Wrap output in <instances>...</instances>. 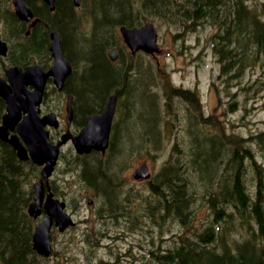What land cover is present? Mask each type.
I'll return each instance as SVG.
<instances>
[{"label": "trees", "instance_id": "obj_1", "mask_svg": "<svg viewBox=\"0 0 264 264\" xmlns=\"http://www.w3.org/2000/svg\"><path fill=\"white\" fill-rule=\"evenodd\" d=\"M8 1L0 0V7L6 8L0 19L4 17L11 30H23ZM26 3L40 21L28 36L22 30L12 31L21 40L11 44L12 52L14 47L20 50L11 58L12 64L25 66L35 57L31 54L43 49L48 52L50 30L59 32L62 52L76 63L67 44L77 39V49L83 52L79 57L85 59L81 62L89 65L80 75H71L64 87L77 96L82 110L99 103L109 87L127 95L129 106L138 105L139 93L150 102L148 117L140 116L137 107L135 117L125 118L119 129H114V145L119 142L121 127L130 142L135 136L156 147L160 133L172 139L169 155L147 180L154 194V200L146 201L147 213L176 222L182 229L173 233L171 245L151 250V260L146 264H264V132L252 134L248 142L231 140L222 130L209 128L211 118L205 116L202 119L207 126L198 129L197 122L189 119L187 130L181 128L176 142L172 128L169 130L163 121L165 113L159 126L155 94L146 91V83L135 76L141 71L131 65V55L116 33L119 25H140L152 13L177 29L203 19L217 25L212 47L226 62L222 72L255 64L264 70V0H82L80 8L71 0H55L52 11L41 0ZM79 10L87 12L91 22ZM110 47L118 49V63L114 65L104 55ZM173 92L194 100L186 89ZM1 111L0 107V115ZM118 148L116 156L123 155V147ZM146 152L151 153L150 148ZM96 157L76 158L78 173L94 183L113 207L112 180L118 160L105 165ZM36 174L31 161L17 159L14 150L0 140V264H41L42 256L31 245L35 222L26 213L31 179ZM202 206L205 219L195 225L196 212Z\"/></svg>", "mask_w": 264, "mask_h": 264}, {"label": "rangeland", "instance_id": "obj_2", "mask_svg": "<svg viewBox=\"0 0 264 264\" xmlns=\"http://www.w3.org/2000/svg\"><path fill=\"white\" fill-rule=\"evenodd\" d=\"M8 5L13 8L11 0ZM2 9L5 10V7H0V18ZM82 14L91 22L87 12ZM149 20L157 32L158 51L153 54L137 52L131 56L130 62L133 67H139L141 72H135V76L146 83V91L155 94L159 126L161 115L165 113L163 121L168 124L169 130L172 128L176 142L179 141L177 133L181 128L184 126L187 130L189 119L197 122L198 129L207 126L202 119L205 116L211 118L209 128L222 130L231 140L239 138L248 142L252 134L264 132V70L258 64L238 70L233 67L228 72H222L226 62L212 47L217 25L209 21L199 19L192 27L177 29L154 13ZM4 24L3 17L0 29L5 33ZM9 33L6 31L7 36ZM14 34L12 32L9 36L11 43L20 40ZM84 40L80 39V42ZM67 45L76 62L74 66L79 70L83 64L81 61L85 59L80 58L83 52L77 49L78 40L69 41ZM111 89L114 90V87ZM173 89L188 90L190 99L194 100L175 96ZM47 90L48 98L43 102L45 109L55 106L59 97V92L51 91V85ZM136 96L140 101L138 105L131 103L128 107L130 119L135 117L137 107L140 116L148 117L150 102L140 93ZM62 99L64 102L65 98ZM120 131L119 142L113 145L114 149H107L103 156L99 154L95 158L105 165L118 160L116 177L112 180L116 202L113 207L106 202L101 190L94 191L78 180L76 173L79 170L73 157L60 158L53 175L58 179L57 193L59 198L68 202L66 210L74 215L76 222L64 232H51L52 253L41 264H146L151 260V250L171 245L173 233L182 229L176 222L148 215L146 201L154 200V194L147 180H136L132 176L134 167L146 160L152 177L169 155L172 139L160 133V138L155 141L156 147H152L150 141L141 142L135 136L130 142L126 139L128 133L122 131V127ZM131 146L136 148L130 150ZM116 148H122L123 155L116 156ZM149 148L151 153L146 152ZM72 161L74 165H71ZM88 198H91L90 204L86 201ZM204 219L205 209L202 206L196 212L194 224L198 225L199 220Z\"/></svg>", "mask_w": 264, "mask_h": 264}, {"label": "water", "instance_id": "obj_3", "mask_svg": "<svg viewBox=\"0 0 264 264\" xmlns=\"http://www.w3.org/2000/svg\"><path fill=\"white\" fill-rule=\"evenodd\" d=\"M50 9L54 7V0H43ZM81 0H72L75 5H79ZM15 14L20 19L32 16L30 8L25 5L24 0H12ZM34 21V20H33ZM119 31L124 42L131 52L142 49L148 53L158 51L157 35L151 22H145L140 26L126 27L119 26ZM49 50L53 56V63L44 70L38 65L27 66L22 70L19 66H12L6 70L9 84L0 78V96L6 102L5 112L2 114L0 122V138L8 142L16 151L20 159L30 157L33 162L43 164L40 174L45 181L53 170L59 147L68 137L72 139L78 153L89 152L90 149L104 151L108 143V135L113 116L116 94L112 93L107 98L103 111L87 117L86 124L80 129L78 134L73 135L69 132L61 134L54 142H50L46 124L57 125L54 112L39 116V107L46 78L52 77L53 83L61 89L65 77L71 71L70 61L63 56L60 46V35L57 31L50 32ZM6 43L0 39V54H5ZM114 51H109V57L114 59ZM31 84L32 89H27ZM71 95L67 97L66 118L71 115ZM21 114H23L21 116ZM16 125V133L8 134V129ZM134 178H147L149 170L146 162L138 164L133 172ZM33 200L28 204L27 213L37 216L40 213V204L43 198L42 181L38 179L33 183ZM91 202V200H87ZM64 201L54 198L49 191L43 202L45 215L34 227L31 236L33 249L43 255L51 253V242L49 232L52 223L63 230L73 223L69 214L64 211Z\"/></svg>", "mask_w": 264, "mask_h": 264}, {"label": "flooded vegetation", "instance_id": "obj_4", "mask_svg": "<svg viewBox=\"0 0 264 264\" xmlns=\"http://www.w3.org/2000/svg\"><path fill=\"white\" fill-rule=\"evenodd\" d=\"M1 20H3V19H1ZM18 20L21 22V26H23V30H22V28H20L19 30L17 28L15 31L11 30V29H9L6 26V24H4L5 33H4L3 29H0L1 38L7 42L6 53L4 55L0 54V61L2 62V67L0 68V77L4 78L6 83H10V82H9L8 76L4 75V71H5V69L7 67H9L11 65H14V64L11 63V58L14 55H16L15 53L20 51V50H18L15 47H14L13 52L11 51V44L12 43L9 40V36H11L12 31L18 32V31H21V30L23 31V35L24 36H28L30 31H31V29L37 24V20L38 19H37V15H35V13L33 12L32 13V17L27 18V19H22V20L18 19ZM9 30H11L10 31L11 34L9 33V35L7 36L6 35V31H9ZM48 36H49V34H48ZM19 41H21V40H19ZM49 41H50V39L48 40V43H47L48 52L43 49L41 51V53L31 54L32 56H35V57L31 58L32 62L26 64L25 66H20V65L19 66L22 67V68H26L27 66H30V65H38L42 69L47 70L51 66V64L53 63V56L51 54V51L49 50ZM104 55H105V57L107 58V60L109 61V63L111 65H114L115 63H118V61H111L108 58L106 52L104 53ZM88 65H89V63H86L79 70L75 69L76 70L75 72H74V69H73L66 76L65 83H66L67 79L71 75H73V74H75L76 76L80 75L82 73L83 69H86L88 67ZM51 80H52L51 76H48L46 78L47 82L48 81L51 82ZM65 83H63V86H62V91H61L62 93H59V97L57 98V105L48 106L45 109L44 106H43V102H41L39 104V107H40L39 114L46 113L47 111H54L55 114H56L57 125H50V124L46 125V128L49 131V136H50V139H51L52 142H54V140H56L58 137H60V135L62 133H65V132H69L71 134H77L80 131V129L85 125L87 117L89 115L98 114V113H101L103 111V108L105 106L107 98L109 97L111 92H113L112 90L110 91V89H109L108 92L103 95V97H102V99H101V101L99 103H97L95 106H91L90 108H88L86 110H82L81 106L77 103V96H75V94L72 91H70V90L69 91H65V87H64ZM32 88H33V86L31 84L27 85V89H32ZM63 91L65 92L64 94H63ZM114 92L116 94V103H115L114 113H113V117H112L111 125H110L111 134L113 132V135H114V131L116 130V128L119 129V126L121 125V123L125 120V118H128L129 115L131 114V112H129V108H128L129 107V105H128L129 102H128V99H127V95H125L123 92H116V91H114ZM69 93L72 94V98H71V102H70V104H71V115L68 118H66V104L65 103H66V97H67V95ZM63 97L65 98L64 102H63V99H62ZM45 98H48L46 93L44 94L43 101L45 100ZM0 107L2 108V113H3L5 111V100L1 96H0ZM62 112H63V115H62ZM22 115L23 114H21V116ZM15 132H16V125H14L13 128H9L8 129V133L9 134H12V133H15ZM112 142H113V145H114V137H110L109 146L107 148L108 150L113 148ZM104 153H101V152H99L98 150H95V149H90L89 152H83L82 154H79L75 150V148L73 147V144L71 143V141L67 140L66 143L60 147V151H59V155H58V158H57V162H56V164L54 166L53 172L51 173V175L48 177V179L46 181L47 184L44 181V184H43L44 194H46L48 191H50L54 197H58L59 196L58 193H57V184H56L58 179L56 177H54L53 175H54V171L58 167V162L60 161V158H63V156H67L68 158H70V157L72 158L73 157V159L77 158V160H78V159H82L83 157H86V156L91 155V154L95 155V156L101 154V156H103L102 154H104ZM80 161H82V160H80ZM69 164H70V162H69ZM37 168L39 170L40 166H37ZM76 176H77L78 180L82 181V183L84 185H87V186L91 187L94 191L95 190L98 191V189L95 188L94 183H88L86 181V179L83 178L80 173H76ZM39 177H40L39 172H37L36 179H38ZM47 185H48V188H47ZM32 193H33V189H32ZM31 199H32V194H31L30 200ZM62 200H64V199H62ZM43 202H44V199H43ZM43 202H42V204H40V212H41V214L38 217H36V220H38L39 217L41 215H43V212H44ZM67 205H68V202L65 201V210L67 208ZM67 212L74 219V215L72 213H70L69 211H67ZM75 222H76V220H75ZM53 230H56V229H53Z\"/></svg>", "mask_w": 264, "mask_h": 264}, {"label": "bare ground", "instance_id": "obj_5", "mask_svg": "<svg viewBox=\"0 0 264 264\" xmlns=\"http://www.w3.org/2000/svg\"><path fill=\"white\" fill-rule=\"evenodd\" d=\"M75 223V219H74V221H73V224Z\"/></svg>", "mask_w": 264, "mask_h": 264}]
</instances>
